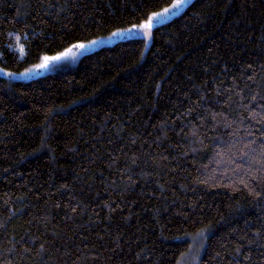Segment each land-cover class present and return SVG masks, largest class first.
Segmentation results:
<instances>
[{
  "label": "trees",
  "instance_id": "1",
  "mask_svg": "<svg viewBox=\"0 0 264 264\" xmlns=\"http://www.w3.org/2000/svg\"><path fill=\"white\" fill-rule=\"evenodd\" d=\"M174 0H0V72ZM264 264V0H192L32 79L0 73V264Z\"/></svg>",
  "mask_w": 264,
  "mask_h": 264
},
{
  "label": "rangeland",
  "instance_id": "2",
  "mask_svg": "<svg viewBox=\"0 0 264 264\" xmlns=\"http://www.w3.org/2000/svg\"><path fill=\"white\" fill-rule=\"evenodd\" d=\"M191 1L192 0H184V2L180 3L178 7H173L174 5H177L178 3V0H174L173 3L167 8H164L163 10H160L158 12L151 14L149 18L146 21H144L141 25L118 30L109 37H103L101 39L94 40L95 41L94 44H93V41L80 43V44L85 45L83 49L77 48L75 47L76 45H74L70 48L71 51H69L68 49L60 54L53 56V57H60V59H56V60L49 59L46 66L42 67V65H45V58H46V57H43L37 65L32 66L29 69L22 71L20 73H12V74H9L7 72H0V73L3 74L4 76L14 78V79H24V80L32 79V78L41 76L44 73L54 71L58 68L74 65L82 55L88 52H91L100 46L111 44L112 42H115L117 40L139 37V38L145 39L146 42L149 43L151 40V30L156 25L167 22L173 17L179 15ZM166 9L168 10L167 12L165 11ZM156 14H160V15L157 16ZM153 17H155V19L153 20L151 29H145L143 25L148 23V21L152 19ZM80 44H77V45H80ZM48 58H52V57H48ZM191 241L195 243L193 245L194 248L191 250L189 254H187L182 259L180 264H194L193 255H195V252H196V245L198 243L197 242L198 238L194 240L191 239Z\"/></svg>",
  "mask_w": 264,
  "mask_h": 264
},
{
  "label": "snow or ice",
  "instance_id": "3",
  "mask_svg": "<svg viewBox=\"0 0 264 264\" xmlns=\"http://www.w3.org/2000/svg\"><path fill=\"white\" fill-rule=\"evenodd\" d=\"M183 2H184V0H178L177 5H174L173 7H178L179 4H180V3H183ZM165 11L167 12L168 10L166 9ZM156 15L158 16V15H160V14H156ZM154 19H155V17H153L152 19H150V20L148 21V23H146L145 25H143V27H144L145 29H151L152 24H153V20H154ZM114 35H115V34H114ZM94 43H95V41H93V44H94ZM75 47L80 48V49H83V48L85 47V45L80 44V45H76ZM69 51H71V49H69ZM49 59L56 60V59H60V57H52V58H48V57H46V58H45V65H42V67L47 65V62H48Z\"/></svg>",
  "mask_w": 264,
  "mask_h": 264
}]
</instances>
